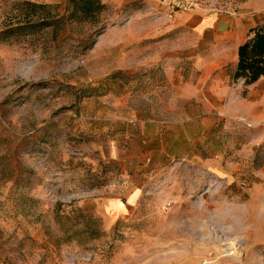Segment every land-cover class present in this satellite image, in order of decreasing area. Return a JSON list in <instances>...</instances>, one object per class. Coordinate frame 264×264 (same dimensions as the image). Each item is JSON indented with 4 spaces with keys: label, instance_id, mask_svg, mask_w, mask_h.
<instances>
[{
    "label": "rangeland",
    "instance_id": "rangeland-1",
    "mask_svg": "<svg viewBox=\"0 0 264 264\" xmlns=\"http://www.w3.org/2000/svg\"><path fill=\"white\" fill-rule=\"evenodd\" d=\"M26 1L73 6L0 0V264H264V122L183 104L166 74L181 54L198 80L201 36L178 21L248 26L264 0H103L104 28L58 33L17 31ZM74 209L98 237L62 218Z\"/></svg>",
    "mask_w": 264,
    "mask_h": 264
},
{
    "label": "crops",
    "instance_id": "crops-1",
    "mask_svg": "<svg viewBox=\"0 0 264 264\" xmlns=\"http://www.w3.org/2000/svg\"><path fill=\"white\" fill-rule=\"evenodd\" d=\"M185 18L178 21L175 26L178 29L185 27L194 29L201 36V43L205 48L202 44L201 48L199 46L194 48L198 67L197 82L185 80L181 60L185 61L186 57L180 54L177 60L170 61L172 65H169L166 74L170 88L178 95V101L185 104L188 99L193 100L195 97L196 100H202L209 95L211 98L208 104L211 106L216 105L219 99H225L224 107L232 114H243L258 122H264V76L251 85H245L243 79L232 78L238 60V48L245 41L250 27L257 22L247 26L239 17L223 13ZM180 53L184 55V52ZM187 87L198 88V91L192 89L188 95L182 92L183 88ZM119 200L122 203L123 200Z\"/></svg>",
    "mask_w": 264,
    "mask_h": 264
},
{
    "label": "trees",
    "instance_id": "trees-1",
    "mask_svg": "<svg viewBox=\"0 0 264 264\" xmlns=\"http://www.w3.org/2000/svg\"><path fill=\"white\" fill-rule=\"evenodd\" d=\"M72 10L68 15L52 14L49 6L30 1L24 2L27 11L25 12L26 21L17 25V31L23 28L47 29L54 27L56 33L62 31L67 25L73 22H89L99 25L100 29L105 27L103 13L108 5L103 0H72ZM36 14V16H34ZM264 76V20L257 22L250 27L247 37L238 48V60L232 72L234 80L243 79L245 85H251ZM65 214L64 219L71 223L70 227L78 225L79 229L89 237L96 238L98 219L93 215L86 214L82 209ZM76 220L74 223L73 221ZM75 231V232H76ZM72 235L66 237L70 239ZM98 237V236H97Z\"/></svg>",
    "mask_w": 264,
    "mask_h": 264
}]
</instances>
